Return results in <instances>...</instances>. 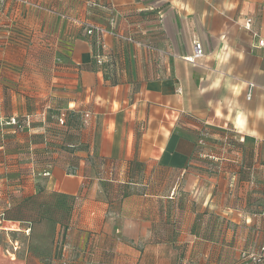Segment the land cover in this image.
Masks as SVG:
<instances>
[{
	"label": "crops",
	"instance_id": "0c3cea01",
	"mask_svg": "<svg viewBox=\"0 0 264 264\" xmlns=\"http://www.w3.org/2000/svg\"><path fill=\"white\" fill-rule=\"evenodd\" d=\"M78 1L76 12L84 21L108 30L99 39L85 33L73 37L70 50L62 49L68 70L57 77L71 88L63 95L69 106L91 114L79 133L83 144L72 153V170L53 168L41 188L20 190L0 211V264H171L159 253L149 261L142 260L144 255L133 261L127 254L115 257L111 244L103 247L115 230L136 238L142 228L133 217L120 220L128 229L103 227L113 203L105 197V185L150 186L146 177L132 180L128 172L137 156L153 162L152 171L169 164L180 170L179 177L194 171L190 178H197L193 159L200 129L231 126L253 151L236 160L242 170L232 175L248 177L252 169L255 192L264 194V43L258 44L264 42V0ZM25 7L18 5L22 20L29 14ZM247 18L252 19L248 29L243 27ZM48 26L64 33L56 22L44 30ZM195 38L204 55L191 62L186 57L193 54ZM99 56L105 57L103 65L96 61ZM172 134L191 142L182 164L162 161ZM118 197L131 208L147 196L126 192ZM58 229L60 242L68 246L66 263L57 251ZM10 233L24 238L16 250ZM91 241L95 245L89 249ZM114 251L110 260L103 256Z\"/></svg>",
	"mask_w": 264,
	"mask_h": 264
},
{
	"label": "rangeland",
	"instance_id": "374dc122",
	"mask_svg": "<svg viewBox=\"0 0 264 264\" xmlns=\"http://www.w3.org/2000/svg\"><path fill=\"white\" fill-rule=\"evenodd\" d=\"M26 1L25 20L17 13L19 4L0 6V211L20 190L41 188L53 168L72 170V153L83 144L79 133L88 126L63 95L71 88L57 77V72L68 70L62 49L69 51L73 37L84 33L79 23L83 17L76 12L79 1ZM55 22L57 29L65 23L64 33L53 32L52 26L44 30ZM199 136L201 155L197 152L193 159L200 173L197 178H190L194 171L179 177L180 170L169 164L152 171L153 162L144 163L137 156L128 172L132 180L146 177L150 186L105 185V197L113 203L103 227L128 229L121 226L124 217L137 218L142 227L136 238L121 237L115 230L103 240L104 248L111 244L116 250L105 253L106 259L120 253L133 261L144 255L142 260L149 261L159 253L171 264H264V194L255 192L252 169L247 170L248 177L232 175L237 168L242 170L236 160L252 156V149L231 126L200 129ZM126 192L147 197L128 208L118 197ZM60 231L57 251L66 252ZM10 236L16 240L11 249L16 250L24 238ZM90 237L100 242L98 236ZM94 245L91 241L88 248Z\"/></svg>",
	"mask_w": 264,
	"mask_h": 264
},
{
	"label": "trees",
	"instance_id": "16d2710c",
	"mask_svg": "<svg viewBox=\"0 0 264 264\" xmlns=\"http://www.w3.org/2000/svg\"><path fill=\"white\" fill-rule=\"evenodd\" d=\"M92 35H95V34H92ZM97 38L99 39V36H97ZM102 58L103 60L100 63V65H103V63L105 62V57H102ZM77 111L80 113L79 118L81 119V121L87 125L88 119L91 116L90 112L88 110H82V111L76 110V112ZM189 144H191V142L187 140L186 138H184L183 136H177L175 134L170 135V138L167 143V148L165 151L166 153L164 154L162 161L164 163L168 162L171 164H175V163L182 164V162L188 159L187 149H188ZM1 215H4V213H2ZM63 249L64 248H62V250H59V258L62 260V262L66 263L67 258L63 257V253H64ZM92 263H95V261L89 262V264H92Z\"/></svg>",
	"mask_w": 264,
	"mask_h": 264
},
{
	"label": "built area",
	"instance_id": "2783aa9c",
	"mask_svg": "<svg viewBox=\"0 0 264 264\" xmlns=\"http://www.w3.org/2000/svg\"><path fill=\"white\" fill-rule=\"evenodd\" d=\"M9 2H13V3H17L20 5H26L27 1L26 0H0V6ZM80 25L83 27V31L86 35H90V34H96L97 36H99V38H102L103 34H105V32H107L108 30L106 28H104L103 26L97 24V23H92V22H87L84 20H79ZM252 23V19L251 18H247L245 20V22L243 23V27L244 28H249L251 26ZM122 38L126 39L127 41L130 42H134L135 40H133L132 37L130 36H125V35H120ZM136 43L140 44L139 41H135ZM264 42L262 39L258 40V44L262 45ZM193 54L191 56H187L186 59L193 62L195 58H199L202 57L204 55V47H202V44L200 42L199 39L195 38L193 40ZM103 58L102 57H97L96 61L98 64H100L102 62ZM249 96V94H248Z\"/></svg>",
	"mask_w": 264,
	"mask_h": 264
}]
</instances>
